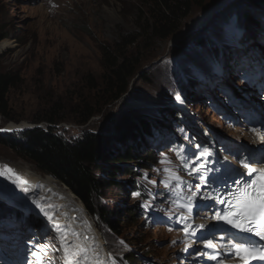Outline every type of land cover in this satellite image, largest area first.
<instances>
[{"label":"rangeland","instance_id":"1","mask_svg":"<svg viewBox=\"0 0 264 264\" xmlns=\"http://www.w3.org/2000/svg\"><path fill=\"white\" fill-rule=\"evenodd\" d=\"M149 1L0 0V30L8 35L0 42V71L12 72L19 76L18 83L9 93V115L14 119L5 120L0 113V132H21L26 128L36 127L34 119L44 116L50 108L57 105L61 107L60 115L64 117L56 126L60 132L67 137L79 136L85 129L109 133L110 151L116 149V152L123 151L135 142L133 139L136 133L125 140L119 137L120 134H117L119 129L114 128L118 121L117 126L126 118L137 123L142 116L147 117L146 120L150 117L158 120L154 130L164 128L168 134L181 136L174 140L172 146L178 147L180 143L182 148L190 150L191 155L197 151L193 145L194 139L203 138L206 141L202 135L198 138L197 133L200 130H203L205 135L222 131L238 145L244 142L252 147H264L262 132L249 131L246 129V123L242 122L239 125H230L222 113L213 107L214 103L227 105L228 94L222 86H227L224 81L228 80L223 81L221 78L219 82L218 80L212 82L201 75L212 66L214 58L215 68H220L223 58L225 59L227 55L226 49L219 46L221 44L225 46L232 44L229 59L225 62L228 63L226 68H229V62L230 65L237 62L241 52L246 51L245 46L247 50L249 49L250 45L247 43L252 32L258 35L256 44L261 46L264 52V43L261 45L264 38H261L263 35L260 36L264 29V5L255 8L257 5L250 0H225L222 6L216 7V4H222L219 3L221 0H195L196 4L181 28V30L186 28L185 34L179 35L182 32H178L168 39L159 40L147 37L144 30L148 21ZM236 9L238 11H235ZM254 9L259 10L258 14L251 11ZM248 13L252 15L254 13L252 22L247 18ZM197 20L200 21L196 22ZM237 30H242L241 33L246 34L243 33L240 39H237ZM129 33L144 34L136 56L140 62L139 71L131 79L127 93L118 100L110 101V95L103 91V47H108L120 39V36ZM208 38L215 41L214 47L200 44L206 43ZM250 53L253 51L250 50ZM212 57L213 60L208 61ZM237 69L240 70V67ZM226 77L232 81L230 82L232 88L235 82L240 88L245 85L237 74L232 75L228 72ZM177 97L179 99L185 97L188 115L175 109L174 102ZM85 103H89L98 113L86 124H81L79 112ZM170 110L179 113L178 116L171 115ZM15 125L24 129L5 130ZM37 125L47 126V123ZM177 125L179 131H176ZM185 125L188 127L183 128ZM154 130L150 133L148 146L145 148L139 146L135 149L140 163L132 162L141 183L145 181L151 184L147 185L150 190L158 188L166 192L164 197L162 194L157 195L158 198L153 203H148L150 209L156 206L162 208V205L167 206L170 201L167 200L170 189L165 188L162 183L156 185L152 181L157 179L162 181L169 178L171 173H175L184 182H194L195 185L200 182L198 174L195 172L192 175L188 174L191 169L188 172L183 170L185 167L181 161L175 160L174 155L168 151L169 147L160 148L164 142L158 144L157 138L155 141L152 140L155 136ZM253 133L258 134L256 140L252 136ZM217 136L223 141L221 149L227 159L242 156L237 151L240 148L228 142L227 137L222 134ZM149 147L155 148V154L149 152ZM165 158L167 163H160ZM142 163L148 165L142 167ZM7 164L20 165L21 168L30 167L40 178L44 180L52 178L57 183L56 186L71 194L73 192L58 179L42 173L34 164L0 144V204L18 208L17 212L22 216L27 214L21 225L27 230L28 226L35 227L36 234L29 232L28 241L32 245L35 246L39 242L59 247V234L52 220L45 216L33 195L28 197L20 191L15 177L7 176V170L2 169ZM105 166L108 167L109 163ZM165 168L171 169V173L165 172ZM99 174L103 175L100 172ZM133 177L134 175L129 177L125 172H121L117 180H122L126 184ZM175 183L173 180L172 184ZM187 191L188 188H185L184 194ZM27 192L33 193L29 190ZM104 192V202L116 211L117 215L113 219L121 223L123 234L119 237L113 235L108 226L99 225L97 219L88 213L83 202L73 194L75 199L84 205L78 208L77 213L85 211L92 226L99 230V235L103 239V252L106 254L104 264L115 263L109 253L125 255L129 252L138 257L140 260L138 264H199V255L202 251L200 249L192 251L195 249V243L192 244L185 237L180 227L172 228L165 222L155 223L152 220L147 222L141 216L136 218V223H132L131 218L127 219L124 216L139 198L133 195V192L128 194L124 189L115 187ZM3 211L0 215L6 212ZM177 213L174 212V220L184 217L183 214ZM210 213L209 209L206 213L208 222ZM28 217L29 219L25 221ZM10 219L16 221L14 215ZM39 221L40 226H34ZM8 222V219L3 220L5 225ZM21 225H15L13 228L18 227L22 232H26ZM82 229L86 231L84 226ZM214 240L218 241L217 238ZM43 259L53 261L54 264H63V250L53 251L49 247Z\"/></svg>","mask_w":264,"mask_h":264},{"label":"trees","instance_id":"2","mask_svg":"<svg viewBox=\"0 0 264 264\" xmlns=\"http://www.w3.org/2000/svg\"><path fill=\"white\" fill-rule=\"evenodd\" d=\"M250 1L257 5L255 8L264 5V0ZM194 4H196L195 0H150L147 4L148 21L144 26L147 37L165 40L178 33L183 22L190 15ZM251 11L257 14L259 12L256 9ZM253 15L248 13L247 16L251 22L254 20ZM7 36L0 30V42ZM143 38L144 34L129 33L120 36V39L108 47H103V91L110 95V101L118 100L125 95L131 79L138 73L140 62L136 56L138 46ZM214 43V40L208 38L206 43L200 44L203 46L209 44L214 47ZM205 61L208 63L207 60ZM18 80L17 74L0 71V113L5 120L14 119L9 115V93ZM61 111V107L56 105L50 108L44 116L34 119L36 124L44 122L47 123V126L26 128L21 132H0V144L34 164L42 173L51 175L66 185L83 202L88 213L97 219L99 225L108 226L111 233L119 237L123 234L122 226L119 220L113 219L117 215L116 211H113L112 207L104 202V191L115 187L124 189L128 194L131 192L140 193L139 199L130 206L124 217L131 218L132 223L137 222L138 216L144 217L141 200L145 199L147 195L139 189L141 183L137 181L138 171L132 162L140 163L135 149L139 146L141 148L148 146L150 133L158 124V120H153L150 117L147 121L145 119L147 117L142 116L137 123L126 118L120 122L119 126H117L119 121L116 126L114 124L115 130L119 129L117 134H120L119 137H123L124 140L136 133L133 139L135 140L134 144L128 145L123 151L116 152L117 149L110 151L109 133L85 129L79 136L67 137L66 134L60 132L56 126L64 120V117L60 115ZM97 113L98 111L89 103H85L79 112V122L86 124ZM170 113L173 116L178 115L174 110H170ZM130 131L132 132L130 133ZM149 152H154V148L149 147ZM106 163H109L108 167L105 166ZM142 164V167L148 165V163ZM121 172H125L129 177L134 175V177L124 184L122 180H117V176H120ZM2 210L6 211L5 213H14L13 215L19 214L17 208L1 203L0 213ZM40 224L39 221L34 226H40ZM112 254L118 257L117 254ZM123 257L129 264L140 262L133 252L126 253Z\"/></svg>","mask_w":264,"mask_h":264},{"label":"snow or ice","instance_id":"3","mask_svg":"<svg viewBox=\"0 0 264 264\" xmlns=\"http://www.w3.org/2000/svg\"><path fill=\"white\" fill-rule=\"evenodd\" d=\"M176 155L186 169H191L188 173L189 175H192L193 172L198 173L199 169L204 167L203 164H196L200 156L205 155L204 153L196 156L191 163L189 158L185 156L182 147L176 151ZM160 163H167L166 158L162 159ZM242 168L246 169V171L236 170L235 177H229L234 187H229L226 191L224 189L219 192L214 191V195L211 197L203 196L202 199H211L213 203L227 205L222 211L216 212L215 219L217 221H223L227 225H231L239 233L253 234L255 237L264 240V167L255 168L251 166L250 162L242 161ZM7 171L12 172L11 169H7ZM164 171L171 173L169 168H165ZM199 179L207 185L208 181L205 177L200 176ZM173 180L176 181L174 185L171 183ZM152 183H155V181H152ZM161 183L165 188L170 189L169 195L174 197V203H177L179 207L191 210L192 202L197 194L184 195V187L187 185L179 175L171 173L169 178L162 180ZM218 183L226 186L227 180L220 179ZM200 186V184H197L196 188L199 189ZM187 187L191 191L190 186ZM133 195L138 197L140 193H134ZM185 199L188 201L186 204L180 203V201ZM45 216L50 221L53 220V217L47 212H45ZM180 219L183 221L187 217H181ZM55 227L57 233H59V247L37 242L35 244L36 250L32 252L37 264H54L53 261H45L43 259V256L47 255L49 247L53 251L63 250V264H104V261L100 258L99 245L95 243L94 237L85 236L81 240V234L73 231L71 225L62 227L57 223ZM190 227V225H186L183 231L187 234ZM199 227L204 228V225ZM193 234L195 233L193 232ZM70 236L72 239H69ZM205 247L216 249L217 245L212 240H208L205 243ZM225 250L229 257L234 255L244 261V264H248L249 260L258 259L264 261V250L257 249L254 245L246 244L244 241L231 242L229 246H225ZM210 258L219 260V264H224V260L220 259L218 254L212 255Z\"/></svg>","mask_w":264,"mask_h":264},{"label":"bare ground","instance_id":"4","mask_svg":"<svg viewBox=\"0 0 264 264\" xmlns=\"http://www.w3.org/2000/svg\"><path fill=\"white\" fill-rule=\"evenodd\" d=\"M200 20H197L198 22ZM194 24V23H193ZM2 48V47H1ZM17 126V125H15ZM13 126H11L12 128ZM13 131V130H12ZM254 140L258 138L257 133H253ZM199 142H204L203 138L197 139ZM205 155L200 156V159L196 162V164H203L204 167L199 169V175H206L210 172L211 163H208L206 157L210 158L213 154L202 152ZM200 153L198 154V156ZM227 158V157H226ZM232 160V159H231ZM229 160L230 162H232ZM225 158L221 160V162H226ZM209 165L208 170H205V166ZM230 166L233 167V165ZM261 166L264 167V162L261 163ZM254 167H259V165H256ZM240 168V167H239ZM3 171H6L7 169H11L12 172H7L8 177H15L17 180V183L19 185L20 191H22L25 195H28V197L33 195V198L37 199L38 204L42 208L43 212H47L49 215L53 217V224L56 225L57 223L61 225L62 227H67L71 225V228L73 231L81 234V240L85 236L87 237H94L95 243L99 245V253L100 258L104 261L106 254L103 252L104 248L102 245L103 239L99 235V230H95L94 226H92L90 219L88 218L85 211L83 213H77L78 208L84 205L77 199H75V194H71L67 190H64L62 188H59L56 186V182L52 178H47L46 180L40 178L34 170L30 169V167L21 168V166H13L8 165L6 167H2ZM19 170V171H18ZM197 173V172H196ZM14 174V175H13ZM54 178V177H53ZM200 180V179H199ZM204 186V184L202 183ZM1 190V189H0ZM33 192L32 194L28 193L27 191ZM9 196V195H8ZM1 198V197H0ZM3 199V198H2ZM10 199V198H9ZM32 200V199H30ZM207 206H210L211 202L208 199H205ZM215 204L211 205L210 208V220L208 222V225L203 229H209V227L212 225V223L215 222L214 219H212V213H213V206ZM94 222V221H93ZM82 226L86 229L84 231L82 229ZM59 234V233H58ZM209 235V234H208ZM98 238V239H97ZM69 239H72L70 236ZM85 244L87 245V242L85 241ZM108 264V263H107Z\"/></svg>","mask_w":264,"mask_h":264},{"label":"water","instance_id":"5","mask_svg":"<svg viewBox=\"0 0 264 264\" xmlns=\"http://www.w3.org/2000/svg\"><path fill=\"white\" fill-rule=\"evenodd\" d=\"M224 1H225V0H221L219 3H222V4H216L217 6H216V5H215V6H216V7H219L220 5L222 6V5L224 4ZM187 27H188V25H187ZM185 30H186V28H185L184 30H180L179 33H180V32H182V33H180L179 35L185 34ZM34 126H39V125L34 124ZM25 127H26V126H25ZM12 129H13V130H20V129H24V128H22V127H18V126H14V127H12L11 129H5V130H10V131H12Z\"/></svg>","mask_w":264,"mask_h":264}]
</instances>
